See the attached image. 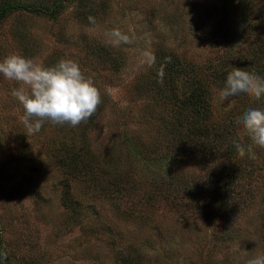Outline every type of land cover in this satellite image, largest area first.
<instances>
[{
  "label": "rangeland",
  "instance_id": "1",
  "mask_svg": "<svg viewBox=\"0 0 264 264\" xmlns=\"http://www.w3.org/2000/svg\"><path fill=\"white\" fill-rule=\"evenodd\" d=\"M239 1L0 0V10L7 2L44 8L59 2L56 17L13 10L0 18V61L19 54L44 66L61 58L78 63L100 93L87 136L92 150L104 155L114 136L120 140L131 132L148 140L158 135L157 122L145 116L159 109V99L155 90L144 91L157 47L203 65L215 55L209 32L215 15L235 11ZM245 1L251 33L264 45V0ZM117 30L126 41L112 36ZM112 57L124 59L117 72ZM19 87L0 74V264H118V247L130 252L134 264H246L264 255V217L255 209L236 220L241 231H249L246 238L234 234L233 223L229 233L221 219L189 212H156L151 224L121 220L107 201L81 194L82 189L75 191L79 212L65 210L61 176L48 159L47 145L70 139V125L45 122L29 134L23 106L11 94ZM220 92L215 91L219 108L235 105ZM180 167L195 169L189 163Z\"/></svg>",
  "mask_w": 264,
  "mask_h": 264
},
{
  "label": "trees",
  "instance_id": "2",
  "mask_svg": "<svg viewBox=\"0 0 264 264\" xmlns=\"http://www.w3.org/2000/svg\"><path fill=\"white\" fill-rule=\"evenodd\" d=\"M58 4L44 8L7 2L0 18L13 10L56 17ZM215 16L209 29L215 55L203 65L181 58L165 46L154 52L155 70L144 91L155 90L159 99V109L145 116L157 122L156 137L143 140L131 132L120 140L114 136L112 149L99 155L88 141L91 117L68 127L70 139L47 145L48 159L61 176L65 210L73 215L79 212L82 207L75 191L82 189L81 194L107 201L121 220L151 224L156 212L181 216L189 212L208 220L221 219L229 233L233 223L238 227L234 234L242 238L249 232L237 225L242 214L255 209L264 217V148L254 147V158L248 154L241 158L233 143L245 147L251 143L236 121L249 108L264 109V97L256 100L241 93L228 98L235 105L227 109L215 104V91L223 90L234 67L264 77V45L251 33L245 0L236 4L235 11L223 10ZM123 65V57H112L115 72ZM183 163L195 169L183 171ZM116 261L135 263L130 252L120 247L116 248Z\"/></svg>",
  "mask_w": 264,
  "mask_h": 264
},
{
  "label": "clouds",
  "instance_id": "3",
  "mask_svg": "<svg viewBox=\"0 0 264 264\" xmlns=\"http://www.w3.org/2000/svg\"><path fill=\"white\" fill-rule=\"evenodd\" d=\"M112 36L117 42L127 40L118 30ZM0 74L20 84L11 94L23 106L22 122L29 134L39 132L45 122L76 127L91 118L101 102L94 82L71 59L61 58L53 66H44L38 60L11 54L0 61ZM241 93L260 100L264 97V77L234 67L220 95L227 100ZM236 122L251 140L247 147L233 141L237 154L254 158V147L264 148V109L249 108ZM246 264H264V255H255Z\"/></svg>",
  "mask_w": 264,
  "mask_h": 264
}]
</instances>
